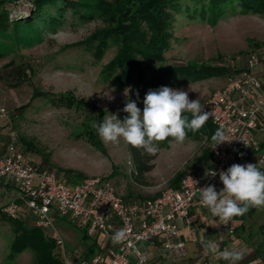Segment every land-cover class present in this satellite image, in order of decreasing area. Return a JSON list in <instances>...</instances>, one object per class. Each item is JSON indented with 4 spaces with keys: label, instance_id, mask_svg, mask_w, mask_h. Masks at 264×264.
<instances>
[{
    "label": "rangeland",
    "instance_id": "rangeland-1",
    "mask_svg": "<svg viewBox=\"0 0 264 264\" xmlns=\"http://www.w3.org/2000/svg\"><path fill=\"white\" fill-rule=\"evenodd\" d=\"M31 7L30 0L6 4L10 18L15 20H23ZM48 15L37 21L40 34H30V30L23 28L20 33L27 34L22 37L11 30L0 33V102L11 118L2 121L8 125L11 123L20 137L21 148L57 171L71 185L85 176H98L111 182L125 197H154L172 186L171 181L177 173L194 170L198 166V157L210 149L204 135L196 136L188 131L182 144L169 143L172 138L159 142L160 153L155 168L147 174L148 185L135 180L128 145L122 140L118 145L105 144L89 135L100 114L103 118L116 114L122 121L129 115L122 111L126 100L136 101L142 111L146 93L160 87L149 85L151 72L145 61L146 91L141 100L130 98L133 84L121 87L114 76L102 75V65L116 52L113 43L101 60H95L92 50L85 45L63 48L67 43L82 40L101 26L100 17L83 19L78 12L68 9L60 22L51 25ZM172 34L171 48L166 55L173 61L226 65L231 71L234 66L243 67L247 55L253 51L264 56V16L240 8L219 13L211 10L208 2L204 8L199 3H185L182 12L176 14ZM230 71L180 87H168L187 91L190 100L199 99L201 103L202 97L223 86L234 75ZM35 89L49 94L32 100ZM125 89H129L127 97ZM67 91L72 92L78 104L66 107L57 102L58 96L54 95ZM30 100L28 108L17 110ZM3 129L8 131V128ZM247 163L250 162L245 159L242 164ZM0 194L1 204V197L7 200L16 194V190L5 194L0 188ZM256 210L249 220L259 218L264 221V210ZM57 224L70 248H79L80 230L64 219H59ZM236 226V234L230 235L237 240L234 248L247 250L239 264H264V251L257 247L262 240L258 223ZM14 236L13 224L0 219V264H36V254L30 247L11 255ZM218 264L225 262L219 261Z\"/></svg>",
    "mask_w": 264,
    "mask_h": 264
},
{
    "label": "built area",
    "instance_id": "built-area-1",
    "mask_svg": "<svg viewBox=\"0 0 264 264\" xmlns=\"http://www.w3.org/2000/svg\"><path fill=\"white\" fill-rule=\"evenodd\" d=\"M201 104L203 111L212 112L208 121L229 130L231 142L215 149L212 146L209 166L200 171H187L178 186L168 187L154 197H125L101 177L85 176L71 185L42 160H33L20 147V137L11 123L2 121L11 118L0 102V129L8 128L5 144L0 143V183H9L16 190L2 211L18 219L23 209H27L29 222L51 235L59 257L66 264L73 263L57 224L59 219L81 229L98 248L94 253L80 254L77 264H146L149 254L146 245L154 240H160L165 254L177 259L186 257V241L181 238L179 221H188L197 207L210 213L201 203L200 188L208 184H214L218 192L223 188L219 175L212 177L206 173L226 171L245 159L258 167L264 165V59L261 53H249L244 68L230 76ZM132 171L136 173L134 167ZM222 226L229 235L237 232L233 219ZM121 228H127L128 239L114 245L111 236ZM204 263L203 257H199L187 264Z\"/></svg>",
    "mask_w": 264,
    "mask_h": 264
},
{
    "label": "trees",
    "instance_id": "trees-1",
    "mask_svg": "<svg viewBox=\"0 0 264 264\" xmlns=\"http://www.w3.org/2000/svg\"><path fill=\"white\" fill-rule=\"evenodd\" d=\"M15 1L18 0H0V33L11 30L13 33H17L18 37H22L27 34L26 32L20 33V29L23 28L30 30L28 31L30 34L36 32L40 34V28L37 25L38 19H42V16L49 14L47 17L48 23L54 25L60 22L61 16L68 9L78 12L83 19L92 20L96 16L100 17L102 20L101 26L82 40L67 43L63 48L85 45L92 50L95 60H101L111 43L116 45L115 54L107 63L102 65L100 72L102 75L114 76L121 87L133 84L130 98L138 100H141L146 91L143 61L150 68L151 73L148 83L153 87H180L188 82L203 80L230 71V67L226 65L173 61L167 57L166 53L171 48L172 30L176 14L182 12L183 4L194 2L199 3L204 8L206 2H208L211 10L219 13H224L230 8L233 10L240 8L242 11L264 16V0H30L32 7L28 15H25L23 20L22 18L15 20L10 18L9 10L6 8L7 3ZM50 9L55 11L53 12ZM243 68L244 66H234L230 72L236 74ZM44 94L48 95L49 93L35 89L32 100ZM54 96H58L57 102L60 105L72 107L78 104L71 91L55 94ZM32 100L19 106L17 110L22 111L28 108ZM187 115L190 116V114ZM95 120V123H102L103 115L100 114ZM217 128L215 124L207 121L197 132L190 131L196 136L199 134L204 135L210 144V149L198 157L197 161L207 160L209 154L211 155V136ZM89 135L94 139H100L94 127L90 128ZM128 147L136 171V173L133 172L135 180L140 184H150L147 174L155 168V160L160 152L155 156H151L144 154L143 149H137L130 145ZM30 157L33 160L37 159V157ZM259 168L264 171V165ZM183 173L184 171H181L174 176L171 181L172 186H178ZM3 206H0V219L10 221L15 230V236L11 243L12 256L15 255V252L30 247L36 254V264H66L59 257L57 250L55 251L56 242L51 235L44 228L32 225L29 222L30 215L27 209H23L21 217L15 219L2 211ZM255 210L256 208H250L247 213L252 215ZM239 217L244 219L245 215ZM259 232L262 235V240L257 247L259 246L264 251V222L259 225ZM84 237L86 238L85 235ZM93 250L91 247L90 252Z\"/></svg>",
    "mask_w": 264,
    "mask_h": 264
},
{
    "label": "clouds",
    "instance_id": "clouds-1",
    "mask_svg": "<svg viewBox=\"0 0 264 264\" xmlns=\"http://www.w3.org/2000/svg\"><path fill=\"white\" fill-rule=\"evenodd\" d=\"M128 93L129 89H125V97ZM203 108L199 99H189L187 91L161 86L146 93L142 111L136 101L129 99L122 109L129 115L122 121L116 114H109L104 116L102 123H94L93 127L105 144L118 145L122 140L125 145L155 156L160 151L159 142L172 138L169 143L182 144L188 131L195 133L200 130L212 117V112L203 111ZM228 131L223 125L216 129L211 136L213 149L224 142H231ZM206 175H219L223 188L219 192L214 184L200 188V200L222 224L227 225L234 217L245 215L250 208L264 210V171L257 164H232L226 171L217 173L210 170ZM127 239V228L118 229L111 236L114 245ZM200 243L205 255L222 259L228 264H239L247 251L238 248L221 250L215 240H201Z\"/></svg>",
    "mask_w": 264,
    "mask_h": 264
},
{
    "label": "crops",
    "instance_id": "crops-1",
    "mask_svg": "<svg viewBox=\"0 0 264 264\" xmlns=\"http://www.w3.org/2000/svg\"><path fill=\"white\" fill-rule=\"evenodd\" d=\"M211 94V93H210ZM205 95L201 98L202 102L210 95ZM201 102V103H202ZM6 130V129H5ZM2 128L0 129V143L1 145H4L6 142V135L7 132ZM21 147V146H20ZM210 153V152H209ZM211 155L209 154V157L207 160H201L198 162V166L194 168V170H204L206 169L210 164ZM243 163V162H242ZM241 163V164H242ZM0 188L2 189V192L6 194L9 190H15V188L9 184V183H0ZM2 196V194H0ZM8 198L7 200H4L1 197V206L9 202L11 199ZM131 197H137V196H131ZM257 210H255L254 213H256ZM253 215V214H252ZM252 215H249L248 213L245 214V218L242 219L240 217H234V223L236 225L245 226L248 224V222L253 223L257 222L258 225L263 223L264 221L260 220L258 218L255 220H249ZM58 222V221H57ZM179 227H180V234L181 238L186 241V247H187V255L186 257L182 258V260L177 259L173 257L171 254H165V251L161 245L160 240H154L147 243V249L149 251L148 254V261L146 264H187L188 262L194 261V259L199 257H204L207 260V264H218L219 261L225 262V264H228L227 261H224L222 259L213 257L211 255H205L204 250L201 246V240H215L217 243L220 244L221 250L224 248H234L237 244L236 237H231L228 235L227 229L222 226V224L211 216L209 212H207L205 209L201 207H197L193 210L191 213V216L188 221H179ZM77 229H79L77 227ZM82 236L78 242L79 248L71 249L68 245L67 241V247L71 251V261L73 264H77V258L80 254L83 253H94L98 250V248L88 239L87 237H84V232L79 229ZM65 239V238H64ZM94 249L92 252H90V248ZM177 261V262H176Z\"/></svg>",
    "mask_w": 264,
    "mask_h": 264
}]
</instances>
